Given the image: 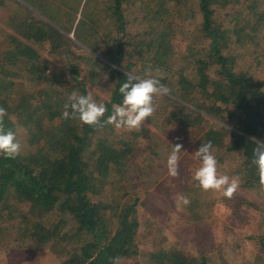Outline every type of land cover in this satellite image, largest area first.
<instances>
[{"label": "trees", "instance_id": "1", "mask_svg": "<svg viewBox=\"0 0 264 264\" xmlns=\"http://www.w3.org/2000/svg\"><path fill=\"white\" fill-rule=\"evenodd\" d=\"M11 1L9 11L17 13L10 20L14 33L0 30V107L8 113L5 130L17 139L24 129L26 141L17 140L22 150L16 158L0 155V236L10 241L0 264L34 258L35 244H48L65 264H110L113 257H120V264H264V223L247 233L251 225L239 215L214 217L212 230H204L201 223L202 230L199 224L198 232L189 234L187 243L197 246L189 251L175 242L174 233L166 230L162 235L163 225L139 221L137 207L150 192L135 190L139 183L156 181L148 165L161 157L156 149L161 138L145 125L126 131L104 123L112 106L122 103L119 87L128 75L156 79L169 89L153 97L152 116H159V131L192 152L210 141L218 171L239 177L241 190L262 191L252 164V138L264 141V85L252 69H264V53L253 50L255 62L247 63L246 52L256 45L259 25L264 27V0H101L97 11L93 8L98 0ZM183 4L191 5L190 17L200 15L194 28L199 48L177 56L180 18L174 14H181ZM4 5L0 0V9ZM136 20L143 30L130 32ZM46 44L69 54L67 71L50 66L40 54L38 47ZM101 83H110L109 98L99 101L107 108L103 127L62 118L73 92L91 95L90 87ZM144 152L149 159L129 175V162ZM191 169L185 163L181 180L191 182ZM127 182L131 185L122 188L121 199L118 186ZM193 188L184 195L190 209L197 203ZM107 189L109 200H94ZM165 192L167 200L176 197L170 189ZM216 199L208 193L203 201L213 206ZM228 209L237 215V203ZM52 212L57 219L49 226L45 221ZM141 222L158 232L144 254L135 241ZM222 227L243 236L232 238L244 246L239 260L237 246L229 250L220 245L226 240H217ZM207 233L211 236L200 242Z\"/></svg>", "mask_w": 264, "mask_h": 264}, {"label": "rangeland", "instance_id": "2", "mask_svg": "<svg viewBox=\"0 0 264 264\" xmlns=\"http://www.w3.org/2000/svg\"><path fill=\"white\" fill-rule=\"evenodd\" d=\"M101 0H98V2ZM5 7H1L0 9V30L2 33H14L13 27L10 25V20H13L17 17V13L12 14L9 9L12 7V1L11 0H4ZM100 2L97 4L93 10H98L100 7ZM179 9L182 11L179 15L175 12L174 16L178 17V23L176 22V25H178L177 30V39L176 42V50H177V56H180L183 53H187L188 48L198 49L199 46L198 42L196 41L195 37V31L194 28L196 24L200 21V15H196L195 17H190L191 14V5L190 4H183L179 7ZM187 12V13H186ZM62 11L57 13V18L61 17ZM41 15V14H39ZM18 16L20 18V15L18 13ZM141 16V15H140ZM43 17V16H42ZM77 18V16H76ZM187 18V19H182ZM46 19V18H45ZM103 22L100 23L101 27L103 26ZM159 24V23H158ZM111 23H109V26ZM143 24L139 22V20L134 21L130 27V32L135 31H142L143 30ZM264 26V25H263ZM103 28H99V31H102ZM67 37L79 45V43L74 40V37L72 33H66ZM20 39H23L21 35H18ZM0 40H2V36L0 35ZM4 41V40H3ZM256 45L249 47L247 50L246 58L247 63L250 61L255 62V53L253 50H256L257 53H264V27L260 24L257 30V37L255 39ZM4 44V42H2ZM202 46V45H201ZM72 52H79L75 48L71 47ZM38 50L44 58L48 60L50 66H56L59 69H62L63 71H67V60L66 56L69 55L67 53H64L63 48H53L50 49L49 45H41L38 47ZM262 69V68H261ZM148 71V70H147ZM253 75L256 74L257 77L261 79L264 85V69L260 70V67H257V71L252 69ZM17 80V79H15ZM107 83V82H106ZM110 84V83H109ZM108 84V85H109ZM105 85L104 83H101L100 86H91L90 92L91 96L97 97V100H95L96 103L99 104V101H102V99H108L109 98V86ZM44 88L45 83L40 84L39 88ZM264 87V86H263ZM156 108V106L154 105ZM159 119V116L154 115L149 117V119L145 120L142 125H145L147 128H150L152 131L159 134L161 140L157 141L156 149L161 154V157L157 158L158 160L151 161L148 165L149 170L154 171V174L152 177L156 179L154 182H142L137 184L136 192L145 193L150 192L149 196L144 197V204L137 207L138 213L141 215L139 218L142 220H146L147 222H156V224H160L162 228H159V232L163 235L165 234L166 230L174 233L178 240L176 239L175 242L179 243L178 245H181L182 243L189 251H195L197 246H195V243H187V239L189 237V234L198 232L199 230V224L200 229L202 230L203 224L204 230H212V225H216L214 223L213 219L214 217L223 218V217H229V216H240L241 220H245L247 224H250V229L247 230V233H250L252 231H257L259 226H263L264 223V192L256 191L254 190H241L238 188L237 192L234 194V196L231 199H224L221 192L216 191H202L197 187H194L195 193V200L196 204L192 207L191 204L187 205V208H189V211H185L184 209L182 211H178L176 209V206L173 205L172 202H175V198L172 196L173 200H167L166 192L168 189L172 190L171 193L174 195H185V192L190 189V186L192 184L194 185V181L191 182L188 179H182L181 180V173L185 166V163H189L191 166L192 174L194 170L199 166V161L194 158V152H192L187 147H182L180 155V159L178 162V172L179 175L176 178H171L167 175V167H166V161L167 157L171 151V146H174L176 142H174L170 137H168L166 134L159 131L158 127H156V122ZM204 133V131H203ZM25 134V130L21 129L18 131L17 140H20L22 142H25L26 140L23 139V136ZM123 138H127V136H124ZM195 143V141H193ZM26 150V149H23ZM186 156H190L192 160L187 162ZM150 154L148 152H144L139 154L134 158V160H131L130 167L131 170L127 173L130 175L134 171V167L138 164L143 165L144 162H147L149 159ZM218 175H221L222 173L217 170ZM108 176V175H107ZM110 178H113L110 176ZM131 182L124 183L123 186H118L119 198H123V187L125 189L126 186H130ZM126 190V189H125ZM118 192V191H117ZM110 193V189H107L104 191L101 195L98 197H95L94 200L97 199H104L105 201L109 200L106 195ZM194 193V194H195ZM208 193L217 196L216 201L214 202L213 206L209 205L207 201H203L207 196ZM262 193V194H260ZM159 198H156L157 195ZM153 195L155 196V199H153ZM112 201V200H111ZM110 201V202H111ZM170 201V202H169ZM234 205L237 203L238 205V212L237 215L234 213V215L229 214L228 204ZM168 209V210H167ZM186 209V207H185ZM142 213V214H141ZM228 214V215H227ZM57 215H54V212L50 213L48 215V219L45 221V224L52 223L56 221ZM257 222L256 227L254 226V223ZM201 223H203L201 225ZM232 223V222H231ZM50 224H47L50 226ZM164 227V228H163ZM240 232V228L237 224L236 226ZM254 229V230H253ZM155 230V227H151L149 224L145 226L142 222L140 223V228L138 229V232L135 236L136 245L140 251V253L144 254L145 252L152 249V243L151 240L158 232L153 233ZM218 234H220V237L217 239L219 242L221 241V238L223 241L227 242H220V245L224 244L223 246L227 247L229 250H232L237 245H235L233 237H238L239 239H243V236L241 237L240 234H233L230 233V230H226V228L222 227L217 230ZM208 234L211 236L210 233H207V237L204 235L202 237L201 234V240L200 242L204 243L208 239ZM209 236V237H210ZM200 237V236H199ZM230 240V241H229ZM10 241L7 240L6 236L1 235L0 236V261H5V253H7L8 248L5 245H10ZM211 242V241H210ZM209 243V242H208ZM36 245V244H35ZM34 245V247H31V249L35 252L34 258L26 259V258H20L21 264H65L63 261L62 255H56V252H54L48 244H37V247ZM69 247H72L71 244L68 245ZM68 247V248H69ZM244 246H237L236 251L237 253V260H239V254L240 251L243 250Z\"/></svg>", "mask_w": 264, "mask_h": 264}, {"label": "clouds", "instance_id": "3", "mask_svg": "<svg viewBox=\"0 0 264 264\" xmlns=\"http://www.w3.org/2000/svg\"><path fill=\"white\" fill-rule=\"evenodd\" d=\"M169 89L160 85L159 81L153 78L140 79L139 77L127 76L126 82L119 87V94L122 96V103L112 106L113 111L104 121L105 124L114 125L116 129L132 131L140 129L145 120L151 117L155 111L153 97L156 95H166ZM107 108L104 104L96 103L91 95H77L73 92L68 97V102L63 106L62 118L78 120L87 126H97L101 124V119L105 116ZM8 115L4 107H0V155L5 159H14L20 155L22 146L16 139V134L11 130H5L4 118ZM255 144L253 149L252 164L257 170L261 190L264 191V141L252 138ZM183 145L176 143L171 146V151L167 157V175L176 178L179 175L178 162ZM211 142L202 143L198 150L194 152V158L199 161V166L192 174L194 187L202 191L221 192L223 197L231 199L237 192L240 185L239 177H229L228 175H218L217 160L211 152ZM190 200L181 194L175 197V206L178 211H182ZM110 264H120V257H113Z\"/></svg>", "mask_w": 264, "mask_h": 264}]
</instances>
